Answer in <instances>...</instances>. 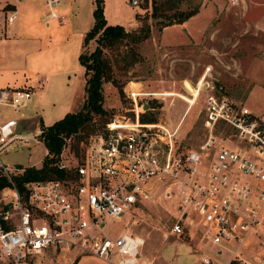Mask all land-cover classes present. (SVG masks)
<instances>
[{
	"label": "built area",
	"instance_id": "built-area-1",
	"mask_svg": "<svg viewBox=\"0 0 264 264\" xmlns=\"http://www.w3.org/2000/svg\"><path fill=\"white\" fill-rule=\"evenodd\" d=\"M25 0H16L22 3ZM242 0H230L239 4ZM50 19L65 21L59 0H44ZM138 6L139 0H129ZM18 18L16 4L0 3V40ZM210 70L206 66L205 73ZM205 73L195 87L193 101L204 97L205 138L195 146L182 145L181 116L170 123L162 117L143 121V105L164 99L162 90L145 89L142 84L124 88L131 115L114 114L104 126L81 142L78 155L66 157L64 147L53 162L61 176L31 179L22 190L11 175L24 167L0 162V173L11 184L0 190V262L20 264L34 261L49 247L78 248L107 264H154L143 255L145 238L123 227L113 237L91 235V227H102L105 218L119 219L126 211L140 208L150 195L162 188L165 197L176 202L178 214L172 215L167 234L194 232L199 237L196 264H264V256L244 257L251 236L264 225V125L255 114L233 103L228 97L204 92ZM38 85L45 83L37 78ZM138 81H135V83ZM205 85V86H201ZM213 88V86H210ZM32 96L29 87H0V105L19 112ZM133 113V114H132ZM231 128L221 143L212 130L217 123ZM45 126L33 132L20 129L17 117H0V151L15 140L39 141ZM234 138V140H233ZM234 242V245L231 243ZM230 252L219 263L208 251Z\"/></svg>",
	"mask_w": 264,
	"mask_h": 264
},
{
	"label": "rangeland",
	"instance_id": "rangeland-1",
	"mask_svg": "<svg viewBox=\"0 0 264 264\" xmlns=\"http://www.w3.org/2000/svg\"><path fill=\"white\" fill-rule=\"evenodd\" d=\"M4 1L0 0V3L3 4ZM75 1L77 6L70 3V0H59V11L67 23L77 25L71 43L67 46L68 58L61 55L63 51L59 45L63 32L66 31L61 32L55 28L53 20H58L50 21L45 16L41 17L47 12L43 8L45 3L38 1L33 9L34 14L30 13L27 3L18 4V18L8 28L6 39L0 42L1 85L31 83L33 80L30 74L42 72V66L49 58L54 64L53 68L78 66L75 52L77 48L81 52L86 33L82 30L83 27H87V30L92 25L95 0ZM197 1L201 4L199 11L187 21L159 28L158 19L164 18L152 17V0H139L138 6L130 5L129 0H103L105 13L114 22L123 24L128 31L137 32L133 34L141 35L147 31V36L137 40L135 36L129 35L104 47V55L112 66L114 81L103 83L106 115H95L92 126L96 130H99L104 117L111 118L114 114L131 115V111H127L130 102L124 88L132 81L129 83L132 86L142 84L145 89L165 91L164 99L151 101L153 106L161 108L145 109V119L141 120L152 122L157 117H162L174 124L183 116L179 138L182 145L195 146L208 133L203 125L204 97L199 95L186 113L185 110L189 105L188 101H193L197 82L208 65L210 70L204 76L208 80L204 92L218 97L224 95L235 106L244 104L243 107L261 118L264 125V0H242L235 5L230 0H180L177 6H172L166 13L186 10ZM131 18H134L132 24L127 23ZM46 21L53 24L52 29H46ZM96 37L97 35L83 45V52L89 53L95 48ZM48 39H51L52 44L49 51L43 48ZM40 45H43L41 50ZM75 72L80 82L82 71L79 72L76 68ZM50 80L51 77L47 84ZM55 82L58 85L59 80L55 79ZM34 86L30 89H35ZM82 94L85 97V93L79 91L72 110L81 107ZM8 108L0 105V114L3 110H9ZM30 108L33 109L32 106ZM55 108L52 104L45 106V115H51L45 118L46 122L51 123L52 117H58L59 113H56ZM150 117L154 119L150 121ZM33 131L31 129L27 132ZM86 131L81 129L72 134L70 142L64 147V156L80 153L81 142L88 136ZM212 132L219 142L231 143L225 138L231 128L224 123H217ZM38 138L37 142L13 141L0 151V162L15 167L43 157L45 145ZM2 200L0 195V204ZM178 211L176 202L165 197L162 188H158L140 208L122 213L119 219L105 218L102 227H91L89 231L91 235L113 237L123 227H128L131 232L145 238L142 253L152 258L154 264H196L198 243L201 242L198 237H194V232L191 231L189 235L167 234V228L172 222L171 216L177 215ZM257 237L254 240L255 250L264 254V245H258L264 238V225ZM209 248L219 263L228 258L225 250L218 252L213 245H209ZM70 250L72 262L77 261L75 264H107L94 254L82 253L75 247ZM22 264L35 263L25 261ZM45 264L51 263L46 260Z\"/></svg>",
	"mask_w": 264,
	"mask_h": 264
},
{
	"label": "trees",
	"instance_id": "trees-1",
	"mask_svg": "<svg viewBox=\"0 0 264 264\" xmlns=\"http://www.w3.org/2000/svg\"><path fill=\"white\" fill-rule=\"evenodd\" d=\"M179 1L165 0V2H161L160 0H152V17L155 19L164 18L158 19L159 28L174 23H182L198 13L201 5L199 1L186 10H174L172 13H166V10L171 9L172 6H177ZM103 5V0H95V8L93 9L94 21L83 38V45H85L97 35V44L89 53L81 51L79 54V61L84 69L85 79V97L82 105L77 110L66 112L61 118L51 124L44 125L45 130L42 134V140L48 153L44 156L41 166H25L22 172L11 175L12 181L20 190L23 189L24 183L28 180L61 176L63 174L62 170L57 169L53 162L58 158L62 150L64 137L77 133L81 129H86V135H89L96 131V128L92 126L95 115H106V109L103 106V83L108 80L114 81V78L109 59L104 55V47L113 45L129 35L135 36L137 40L147 36V31L141 35L133 34L137 32L126 30L123 24L109 23L104 15ZM108 119L106 117L102 118L98 129L102 128ZM140 119H145L143 113H141ZM148 119L151 121L154 118L150 117ZM18 167L23 166L20 165ZM9 184H11L10 179L5 174L0 173V190Z\"/></svg>",
	"mask_w": 264,
	"mask_h": 264
},
{
	"label": "crops",
	"instance_id": "crops-1",
	"mask_svg": "<svg viewBox=\"0 0 264 264\" xmlns=\"http://www.w3.org/2000/svg\"><path fill=\"white\" fill-rule=\"evenodd\" d=\"M9 1L16 4L17 7H18V4L27 3L28 4L27 8L29 9L30 13L32 12L33 14L35 12V10H33V9H34V6L37 4V2L38 1L44 2V0H25L22 3H17L16 0H9ZM72 2H73V5L77 6V2L75 0H70V3H72ZM43 8H44V10H46L45 5H43ZM104 15L106 17V20L109 23H119V22H114L112 20V18H110L105 13V10H104ZM43 16L48 18L47 20H50V21L52 20V19H49V17L47 16V13H46V15H41V17H43ZM40 20H41V18L39 16V21ZM133 20H134V18H131L130 20H128L127 23L132 24ZM50 21H46V25H45L46 29H52L53 24H51ZM53 21H54V24H55L54 26L56 29H59L61 32L63 30L66 31L65 33L63 32V36H62V39L60 41L61 43L59 45H61V47H62L61 51H63V52H61V55L64 58H66V57L68 58L69 57V51H68L67 46L69 43H71V39H72L74 30L77 28V25H74L72 23H70V24L67 23L66 19H65V21H55V20H53ZM93 21H94V18H93ZM37 26H35V27H37ZM86 28L83 27L82 30L87 31L89 29L88 28L86 30ZM5 39L6 38L0 40V42L5 40ZM41 46H43V45H40L39 48ZM51 46H52L51 39H48L46 44H44L43 48L49 51V50H51ZM41 49L42 48H40V50ZM82 49H83V44H82L81 51H82ZM79 54H80V50H79V48H77L76 52H75V56H77L79 63H78V66L76 68H77V71H79V72L82 71V76H81L82 80H80V82H79V78L75 76V73H76L75 72V69H76L75 66L68 65V66L53 68L54 64L51 63V58H49L47 60V62L42 66V72L30 74V78L33 80L31 83H23L21 85L15 84L14 86L10 85V84H6V83L2 84V85L0 84V87L13 86V87H29V88H31V87L33 88V86L35 85L34 86L35 89L32 90V96L33 95L34 96L28 100V102L23 106V108L19 112H14V110H12L11 108H8L9 110H3L1 112L0 117H3V118L17 117L20 129L28 131L31 129L35 130L34 128L39 123L43 124V125L51 124L55 120L61 118L66 112L74 111V110H72V106L75 104L77 94L79 93V91L82 93H85V90H84V84H85L84 69H83L82 65L80 64ZM38 77H44L46 79L45 83H43L42 85L39 86L38 81H37ZM49 77H51V80H50V83L47 84ZM55 79L59 80L58 85L55 82ZM80 98H81L80 100H82V101L84 100L83 94ZM48 104L49 105L50 104L55 105L56 106V108H55L56 113L57 112L59 113L58 117L56 116V117H52L50 119L51 123L45 121V118L51 117L50 113L45 115V106ZM29 106L30 107L32 106L33 109H31ZM248 111H250V109H248ZM47 153H48V150L45 146L44 156ZM44 156L39 157L38 159H36L34 161L26 162L24 165H22V163H21V165L23 167L29 166V165L41 166ZM194 237H198V236L194 234ZM256 238H258L257 234L252 235L250 248L242 251L243 256L249 258L250 260H253L254 255L264 256L263 253L260 254L259 251L255 250L254 240ZM198 239H199V237H198ZM261 244L264 245V238L261 240V242L258 243V245H261ZM198 245H199V243H198ZM70 251H71L70 249L58 250L57 248H54V247L46 248L39 255V258H38L39 264H45L46 260H48V262H50L51 264H70V263L75 264V262H77V261L72 262L73 261V255H70L71 254V253H69ZM208 251L211 253L209 246H208ZM61 252H63V253H61ZM225 252L228 254V257H229L230 252H228V251H225ZM197 255H198V252H197ZM197 255H196V262H197ZM0 264H4V263L0 262ZM20 264H22V262Z\"/></svg>",
	"mask_w": 264,
	"mask_h": 264
},
{
	"label": "water",
	"instance_id": "water-1",
	"mask_svg": "<svg viewBox=\"0 0 264 264\" xmlns=\"http://www.w3.org/2000/svg\"><path fill=\"white\" fill-rule=\"evenodd\" d=\"M149 106V103L148 102H145L144 105H143V108L147 109Z\"/></svg>",
	"mask_w": 264,
	"mask_h": 264
}]
</instances>
